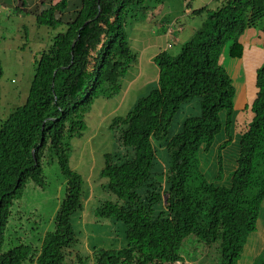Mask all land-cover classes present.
<instances>
[{"label":"trees","instance_id":"16d2710c","mask_svg":"<svg viewBox=\"0 0 264 264\" xmlns=\"http://www.w3.org/2000/svg\"><path fill=\"white\" fill-rule=\"evenodd\" d=\"M164 2L58 0L35 11L38 25L65 29L36 58L25 103L0 125V264H64L73 258L80 240L72 219L83 208V178L70 166V139L83 134L85 115L98 98L120 92L136 59L127 25ZM206 10L198 38L184 42L175 55L156 54L157 86L109 123L115 149L104 153L99 171L108 198L98 199L93 211L99 222L124 225L125 245L94 248L95 264L176 263L183 260L179 250L189 235L206 244L218 241L219 264H237L256 229L264 199V60L255 72L251 119L233 141L235 88L219 58L226 46L264 23V0H221L214 9L192 12ZM194 100L199 112L185 116L172 132L176 115ZM232 141L236 157L226 170L223 151ZM157 147L166 155L160 172ZM209 152H215L211 179L201 164H208ZM53 161L65 180L54 227L38 246L5 244L12 205L29 181L44 185L43 165Z\"/></svg>","mask_w":264,"mask_h":264},{"label":"rangeland","instance_id":"374dc122","mask_svg":"<svg viewBox=\"0 0 264 264\" xmlns=\"http://www.w3.org/2000/svg\"><path fill=\"white\" fill-rule=\"evenodd\" d=\"M57 1L46 0L42 6L38 0L0 1V125L15 108L25 103L35 72L36 58L49 48L52 37L65 29L64 24L53 29L36 22L35 11L39 12L48 3ZM220 2L165 0L157 12L152 14L147 11L143 19L127 25L129 43L136 59L123 77L121 90L112 98H98L85 115L87 127L83 134L70 139L69 163L83 178V208L72 219L80 243L74 245L73 258L68 256L64 264H95L94 248L116 249L125 245L124 225L121 222L112 224L107 220L99 222L93 211L98 199L108 198L101 187L106 179L99 177V171L104 164V153L115 149L109 123L114 116L125 115L140 96L157 86L158 67L154 58L159 51L167 50L175 55L184 42L198 38V29L208 11L201 14H193L192 11L202 6L214 9ZM263 60L264 23L251 27L240 43L226 46L220 54L219 62L228 72L235 88L233 102L236 124L233 127V141L251 119L250 101L254 93L255 72ZM198 112L195 100L186 104L174 118L171 131L177 132L185 116ZM233 141L223 151L226 170L233 167L236 157ZM157 153L155 169L160 172L166 155L160 147H157ZM210 153L204 157L208 164H201L211 179L216 171L211 166L215 152L212 155ZM157 177L164 188L166 184L163 174ZM43 179L42 187L29 181L23 195L12 205L11 220L5 231V244L24 242L38 246L44 232L54 227L65 192V180L56 162L43 165ZM179 253L182 261L167 264H219L222 258L218 241L206 244L192 235L184 239ZM74 254H79L82 261H75ZM263 259L264 199L256 229L247 236L237 264H260Z\"/></svg>","mask_w":264,"mask_h":264},{"label":"crops","instance_id":"0c3cea01","mask_svg":"<svg viewBox=\"0 0 264 264\" xmlns=\"http://www.w3.org/2000/svg\"><path fill=\"white\" fill-rule=\"evenodd\" d=\"M2 2V0H0ZM46 1V0H38V4H43V2Z\"/></svg>","mask_w":264,"mask_h":264},{"label":"water","instance_id":"95a60500","mask_svg":"<svg viewBox=\"0 0 264 264\" xmlns=\"http://www.w3.org/2000/svg\"><path fill=\"white\" fill-rule=\"evenodd\" d=\"M73 43H74V41H73Z\"/></svg>","mask_w":264,"mask_h":264}]
</instances>
